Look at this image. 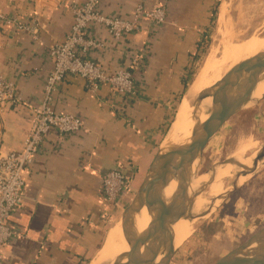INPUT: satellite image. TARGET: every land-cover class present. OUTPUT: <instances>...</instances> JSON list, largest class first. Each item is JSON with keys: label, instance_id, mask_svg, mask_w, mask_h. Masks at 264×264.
<instances>
[{"label": "crops", "instance_id": "obj_1", "mask_svg": "<svg viewBox=\"0 0 264 264\" xmlns=\"http://www.w3.org/2000/svg\"><path fill=\"white\" fill-rule=\"evenodd\" d=\"M140 1L147 9L164 3L166 24L144 25L119 40L94 26L105 46L91 53L107 74L130 68L139 56L133 65L137 98L124 101L109 86L90 92L79 76L64 80L53 108L79 116L86 130L47 135L44 151L25 173L24 202L8 220L20 237L2 247L0 264H88L144 180L219 0H101L99 10L131 19ZM84 2L0 0V12L15 20L0 23V73L16 83L21 98L0 113V154L23 148L33 108L54 68L49 49L71 30L74 17L68 6ZM31 25L34 31L26 27ZM119 165L131 178V188L115 207L105 200L101 180Z\"/></svg>", "mask_w": 264, "mask_h": 264}, {"label": "built area", "instance_id": "obj_2", "mask_svg": "<svg viewBox=\"0 0 264 264\" xmlns=\"http://www.w3.org/2000/svg\"><path fill=\"white\" fill-rule=\"evenodd\" d=\"M100 1L85 0L82 4L68 6L74 23L65 40L53 44L49 49L54 68L46 78L41 97L33 108V123L29 135L24 140V146L19 151L0 154V262L2 247L20 237L9 225L8 220L24 202L25 173L36 157L44 151L47 135L54 130L58 136L66 137L86 130L82 118L73 114L56 113L53 108L55 95L64 80L68 76H79L85 80L86 90L94 93L103 86H109L112 93L124 101L131 102L138 96L139 89L133 74V65L138 63L139 56L133 59L130 68H121L114 74H107L105 68L91 58L93 51L101 50L105 46L95 35L94 26L104 27L114 39L119 40L141 31L144 25L159 28L167 22L164 3L147 9L144 2L140 1L133 11L132 18L124 19L118 15L102 13L99 10ZM14 22L13 18L0 12V23ZM33 25L26 27L34 31ZM20 101L16 83L0 73V113ZM114 111L119 115L123 114L116 109ZM130 180L121 165L104 173L101 181L105 200L117 207L122 195L131 188Z\"/></svg>", "mask_w": 264, "mask_h": 264}, {"label": "water", "instance_id": "obj_3", "mask_svg": "<svg viewBox=\"0 0 264 264\" xmlns=\"http://www.w3.org/2000/svg\"><path fill=\"white\" fill-rule=\"evenodd\" d=\"M263 76L264 50L232 66L206 90L192 109L203 114L192 118L190 136L181 134L173 143L167 145L165 141L159 146L144 180L121 216L122 235L129 246L123 253L126 261L121 264L172 263L176 253L173 227L178 221L193 217L190 213L194 193L190 189L191 178L204 150L221 127L252 101V94ZM171 133L172 126L168 136ZM190 156L192 159L188 160ZM249 161L250 166H245V171L237 176H245L264 166V151ZM228 163L242 166L237 159L229 158L218 168ZM173 182L176 186L167 194ZM237 188L235 185L231 191ZM144 208L151 221L140 231L134 224V216ZM213 264H264V227Z\"/></svg>", "mask_w": 264, "mask_h": 264}, {"label": "rangeland", "instance_id": "obj_4", "mask_svg": "<svg viewBox=\"0 0 264 264\" xmlns=\"http://www.w3.org/2000/svg\"><path fill=\"white\" fill-rule=\"evenodd\" d=\"M215 7L210 28L204 37L205 51L194 60L193 74L188 79L189 84L198 73L211 49L221 50L229 43H233L232 46H235L238 42L252 37L264 36V0H219ZM223 10L225 14H222ZM221 16H223V20ZM220 56L221 53L218 52L217 57ZM183 96L173 106V114L163 141L164 144L169 130L176 120V113ZM245 146L247 148L241 155L247 160L252 156L256 158L259 153L264 151V97L247 103L209 141L191 178V183L194 184L198 178L208 175L211 170L218 169L220 163L229 159L233 153L242 151ZM247 163V166H250V161ZM235 166L237 173L244 172L246 169L245 165ZM237 175L226 176L222 180V191L224 190V192H222L223 195L220 194V198L209 196L207 192L214 182V178H212L213 180L207 178L208 183L204 181L193 186L194 193L206 197L205 205L208 208H205L209 210L202 213L190 211L194 217H199L191 235L184 243L175 247L176 253L171 264L216 263L222 256L264 227V166L258 167L253 173L245 176ZM235 185L238 188L236 191H231ZM200 188H202L201 191ZM224 197L226 199H223ZM215 203L217 206L212 209ZM114 225L122 226L121 217L111 223L110 230Z\"/></svg>", "mask_w": 264, "mask_h": 264}, {"label": "bare ground", "instance_id": "obj_5", "mask_svg": "<svg viewBox=\"0 0 264 264\" xmlns=\"http://www.w3.org/2000/svg\"><path fill=\"white\" fill-rule=\"evenodd\" d=\"M222 14H225L224 10L222 11ZM221 19L223 20V16H221ZM232 44L233 43L226 44L221 50L211 49V52L206 57L198 73L195 75L194 79L189 84L181 100V104L176 113V120L174 121L172 125L171 136H168L166 138L167 145L170 143H173L174 139L178 135L183 134L186 136H190L191 134L190 132L192 129V118L194 116H198V115L201 116L203 114L202 112L195 113L194 110L192 109H194L196 104L201 100L203 94L206 92V90L210 86H213L217 81H219L221 77L223 76V74L227 72L232 66L264 50V36L252 37L245 41L238 42L237 44L235 43L236 44L235 46H232ZM218 52L221 53V56L219 58L217 57ZM261 97H264V76H263L261 83L256 85V88L252 94V101L258 100ZM246 148L247 146H245L242 151L236 152L235 154L233 153L232 155L229 156V158H235L239 162H241L242 165L247 166L248 164L247 161H249V159L247 160L243 157V155H241L244 149ZM253 157L254 156H252V158ZM190 158L192 159V156H190L188 160H191ZM237 172L238 171L236 169L235 164L233 163L224 164L221 168H218L215 171L211 170L208 175H205L204 177L200 179L198 178L194 182V184L191 183L190 189L194 191V187L197 184L206 181L207 178H210L211 180H213L212 178H214V182L212 183L211 187L209 188V191L207 192L209 196L211 195L212 197L214 196V197L220 198L221 197L220 194L224 192V190L222 191V188H223L222 180L226 178V176H233V175L240 174ZM201 185H202L201 187H203V184ZM175 186H176V183L174 182L171 183L170 186L167 188L166 193L170 194L172 190L175 188ZM201 189L202 188H200L199 190L201 191ZM219 200L221 201V199ZM206 202H207V199L204 195L198 196L197 193H193L192 204L190 205L191 212H196V213H202L203 211L206 212L207 210H209V209H206L208 208L205 205ZM215 206H217L216 203L212 207V209ZM198 217L193 216L192 218H185V220H180L176 224H174L173 233H174V239H175L174 240L175 246L184 243V241L189 237V235H191L193 227ZM193 218L195 219L191 223ZM150 221H151V218L148 215L146 208H144L142 212L134 216V224H136L135 226H137L140 231L145 230L148 227ZM117 225L116 226L114 225V227L109 231L108 237L105 240L104 245L102 246V248H100L101 250L97 253V255L90 262V264H121L126 261V257L124 256L123 253L129 250L128 249L129 246L122 235L123 226H120V225L117 226Z\"/></svg>", "mask_w": 264, "mask_h": 264}, {"label": "trees", "instance_id": "obj_6", "mask_svg": "<svg viewBox=\"0 0 264 264\" xmlns=\"http://www.w3.org/2000/svg\"><path fill=\"white\" fill-rule=\"evenodd\" d=\"M204 51H205V41L203 40L202 42L199 43V46H198L197 51L195 52V54L193 56V59L195 60V59L199 58L200 54L202 52H204ZM192 68H193V66H192ZM192 68H190V70L188 72V76L184 80L183 89L180 92V94L178 96L179 98H177L176 102L184 95V93H185V91H186V89L188 87V84H189V80L188 79L193 74V69Z\"/></svg>", "mask_w": 264, "mask_h": 264}]
</instances>
